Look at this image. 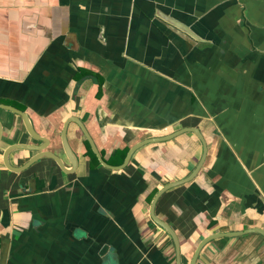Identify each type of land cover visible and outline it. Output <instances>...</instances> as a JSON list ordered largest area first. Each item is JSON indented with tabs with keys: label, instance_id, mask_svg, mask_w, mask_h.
I'll return each mask as SVG.
<instances>
[{
	"label": "crops",
	"instance_id": "1",
	"mask_svg": "<svg viewBox=\"0 0 264 264\" xmlns=\"http://www.w3.org/2000/svg\"><path fill=\"white\" fill-rule=\"evenodd\" d=\"M81 69L91 73L78 80ZM0 104L26 112L68 170L49 157L8 169L6 148L35 141L0 106V264H177L150 208L195 169L201 139L187 131L143 145L122 169L91 166L71 121L69 172L61 131L71 117L113 166L124 161L117 149L201 132V169L155 206L181 264L210 234L264 229V0H0ZM196 264H264V236L212 239Z\"/></svg>",
	"mask_w": 264,
	"mask_h": 264
},
{
	"label": "water",
	"instance_id": "2",
	"mask_svg": "<svg viewBox=\"0 0 264 264\" xmlns=\"http://www.w3.org/2000/svg\"><path fill=\"white\" fill-rule=\"evenodd\" d=\"M170 22V21H169ZM172 23V21H171ZM172 24H174L175 26L181 28L182 30H185L183 27L179 26V24H177L176 22H173ZM0 106L13 111L17 114H19L24 122L26 131L29 133V135L34 139L35 142L33 143H13L10 146H8L6 148V150L3 152V156H2V160H3V164L10 169L13 172L16 173H21L25 170H27L31 165H33L35 162H38L39 160H41L42 158L45 157H49L52 160H54L56 162V164L62 169V170H67V168L65 167L64 164V158L60 155H58L57 153L53 152L52 150L49 149V147L51 146V140L48 137H45L41 134H39L35 128L33 127L32 123L29 120L28 114L26 112H24L23 110L17 109L14 106L11 105H6V104H0ZM73 121L76 122L82 133L84 134V136L86 137V139L88 140L90 147L92 149V151L95 153V155L97 156L99 162L108 167V168H113V169H122L124 168L130 161L133 153L139 149L140 147H142L143 145L150 143V142H159V141H165L171 138L176 137L177 135L184 133V132H193L195 133L202 141L203 143V153L202 156L197 164V166L195 167V169L191 172V174L189 176H187L186 178L180 179V180H176V181H172L168 184H166L163 188H161L157 194L155 195V197L152 200L151 203V208H150V215L151 218L153 219V221L159 225L160 227H162L163 229H165L169 235L171 236V238L173 239V242L175 244L176 247V253H177V264H181V250H180V242H179V238L176 234V232L174 231V229L171 227V225L169 223H167L166 221L160 219L155 212V206L156 203L159 199V197L168 189L180 185L182 183L188 182L189 180L193 179L197 173L199 172V170L201 169L206 157H207V143L205 141V138L203 137V135L201 134V132L197 129V128H182L181 130H178L176 132H173L171 134L165 135V136H161V137H152V138H147L144 140H141L137 143H135L133 146L130 147V149L128 150L124 161L122 164L117 165V166H113L108 164L105 159L103 158V156L101 155L99 149L97 148L91 134L89 133V131L87 130L85 124L79 120L78 118L75 117H71L69 118L63 125L62 131H61V143H62V147L64 150V155L65 158L69 161L70 165H71V169L69 170V172L74 171L78 165V156L77 154L72 150L71 146L69 145L68 142V126L69 123ZM2 134H3V128L0 122V142H1V138H2ZM30 150V151H35V154L33 156H31L24 164L19 165V166H15L10 164L9 162V156L12 152L16 151V150ZM68 171V170H67ZM248 232H258L260 234H262L264 236V229L260 228V227H253V228H249L246 229L245 231H241V232H225V233H213L210 234L209 236L205 237L197 246L193 257L191 259L190 264H196L198 255L201 251V249L203 248V246L208 243L209 241H211L212 239H215L217 237H221V236H226V237H230V236H235V235H239V234H243V233H248Z\"/></svg>",
	"mask_w": 264,
	"mask_h": 264
},
{
	"label": "trees",
	"instance_id": "3",
	"mask_svg": "<svg viewBox=\"0 0 264 264\" xmlns=\"http://www.w3.org/2000/svg\"><path fill=\"white\" fill-rule=\"evenodd\" d=\"M90 73H91V71H89V70L81 69L76 77H77L78 80H80V79H83V78L87 77V75H90ZM85 144H86V147H87L86 153L90 156V165L91 166L98 165L99 164V160H98L97 156L95 155V153L92 151V149L90 147V144H89L87 139H85ZM127 151H128V147L127 146L124 147L123 149H117V150L114 151L113 157L117 156V155H121L122 157H121L120 162L122 163Z\"/></svg>",
	"mask_w": 264,
	"mask_h": 264
},
{
	"label": "flooded vegetation",
	"instance_id": "4",
	"mask_svg": "<svg viewBox=\"0 0 264 264\" xmlns=\"http://www.w3.org/2000/svg\"><path fill=\"white\" fill-rule=\"evenodd\" d=\"M86 138V137H85Z\"/></svg>",
	"mask_w": 264,
	"mask_h": 264
}]
</instances>
